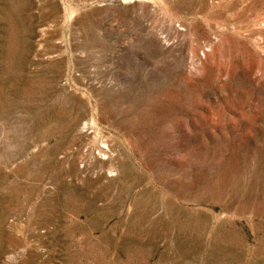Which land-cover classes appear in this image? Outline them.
Segmentation results:
<instances>
[{
  "label": "rangeland",
  "instance_id": "rangeland-1",
  "mask_svg": "<svg viewBox=\"0 0 264 264\" xmlns=\"http://www.w3.org/2000/svg\"><path fill=\"white\" fill-rule=\"evenodd\" d=\"M0 264H264V0H0Z\"/></svg>",
  "mask_w": 264,
  "mask_h": 264
}]
</instances>
